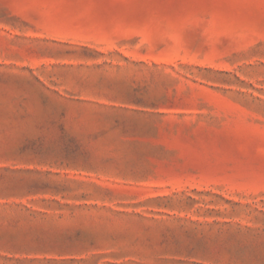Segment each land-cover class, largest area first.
Returning a JSON list of instances; mask_svg holds the SVG:
<instances>
[{"label": "rangeland", "instance_id": "374dc122", "mask_svg": "<svg viewBox=\"0 0 264 264\" xmlns=\"http://www.w3.org/2000/svg\"><path fill=\"white\" fill-rule=\"evenodd\" d=\"M0 264H264V0H0Z\"/></svg>", "mask_w": 264, "mask_h": 264}]
</instances>
